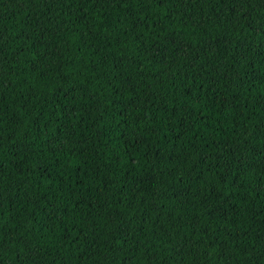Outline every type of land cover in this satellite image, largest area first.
Masks as SVG:
<instances>
[{
  "label": "trees",
  "instance_id": "1",
  "mask_svg": "<svg viewBox=\"0 0 264 264\" xmlns=\"http://www.w3.org/2000/svg\"><path fill=\"white\" fill-rule=\"evenodd\" d=\"M0 264H264V0H0Z\"/></svg>",
  "mask_w": 264,
  "mask_h": 264
}]
</instances>
